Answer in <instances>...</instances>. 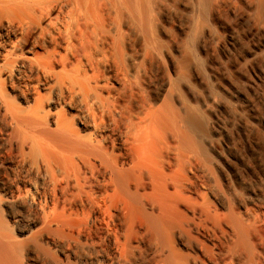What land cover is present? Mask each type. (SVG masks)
Wrapping results in <instances>:
<instances>
[{
    "label": "bare ground",
    "instance_id": "6f19581e",
    "mask_svg": "<svg viewBox=\"0 0 264 264\" xmlns=\"http://www.w3.org/2000/svg\"><path fill=\"white\" fill-rule=\"evenodd\" d=\"M0 264H264V0H0Z\"/></svg>",
    "mask_w": 264,
    "mask_h": 264
}]
</instances>
